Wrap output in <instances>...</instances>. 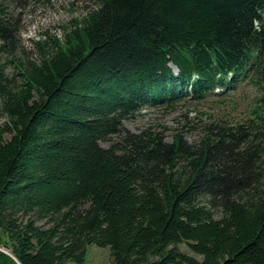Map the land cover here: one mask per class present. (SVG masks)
<instances>
[{
    "label": "trees",
    "instance_id": "1",
    "mask_svg": "<svg viewBox=\"0 0 264 264\" xmlns=\"http://www.w3.org/2000/svg\"><path fill=\"white\" fill-rule=\"evenodd\" d=\"M13 1L0 0V246L15 260L0 264H83L90 245L114 264H264V0H85L65 40L17 60ZM249 76L247 118L195 143L124 126Z\"/></svg>",
    "mask_w": 264,
    "mask_h": 264
},
{
    "label": "rangeland",
    "instance_id": "2",
    "mask_svg": "<svg viewBox=\"0 0 264 264\" xmlns=\"http://www.w3.org/2000/svg\"><path fill=\"white\" fill-rule=\"evenodd\" d=\"M90 4L85 0H14L12 13L19 29L22 50L15 58L25 56L39 58L40 44L50 49L53 41L65 40L67 32L73 29L75 19H81ZM22 51L25 53L23 54ZM10 64L7 72L11 73ZM222 91V90H220ZM260 92L251 80H243L234 91L222 95H211L201 101L181 102L173 109L145 106L138 114L124 121V126L135 133L148 127L163 133L165 141L173 142L175 136H182L188 143H195L203 136V126L213 121L235 124L245 120ZM1 106V99H0ZM3 121V120H2ZM6 138H9L6 136ZM103 146L106 144L102 143ZM7 238L0 231V245H7ZM0 249L10 253L3 246ZM181 251L201 260L192 253L188 245L182 244ZM11 254V253H10ZM10 257V256H9ZM76 264V263H66ZM83 264H114L109 247L90 245L87 247Z\"/></svg>",
    "mask_w": 264,
    "mask_h": 264
},
{
    "label": "water",
    "instance_id": "3",
    "mask_svg": "<svg viewBox=\"0 0 264 264\" xmlns=\"http://www.w3.org/2000/svg\"><path fill=\"white\" fill-rule=\"evenodd\" d=\"M0 251H1L2 253H4V254H6V255L10 256L12 259H14V260H15V258L13 257V255H12V254H10L9 252H7V251H3V250H1V249H0ZM16 264H19V263L16 261Z\"/></svg>",
    "mask_w": 264,
    "mask_h": 264
}]
</instances>
